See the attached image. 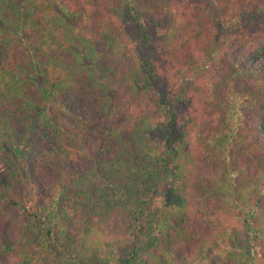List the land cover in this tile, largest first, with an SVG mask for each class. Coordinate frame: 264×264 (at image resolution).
I'll return each mask as SVG.
<instances>
[{
    "label": "trees",
    "instance_id": "trees-1",
    "mask_svg": "<svg viewBox=\"0 0 264 264\" xmlns=\"http://www.w3.org/2000/svg\"><path fill=\"white\" fill-rule=\"evenodd\" d=\"M0 264H264V0H0Z\"/></svg>",
    "mask_w": 264,
    "mask_h": 264
},
{
    "label": "rangeland",
    "instance_id": "rangeland-1",
    "mask_svg": "<svg viewBox=\"0 0 264 264\" xmlns=\"http://www.w3.org/2000/svg\"><path fill=\"white\" fill-rule=\"evenodd\" d=\"M101 15V12L97 8L86 6L80 20H82L84 27L94 28Z\"/></svg>",
    "mask_w": 264,
    "mask_h": 264
}]
</instances>
